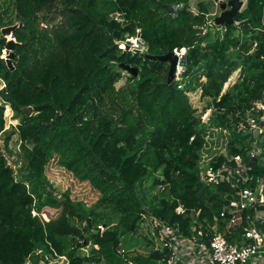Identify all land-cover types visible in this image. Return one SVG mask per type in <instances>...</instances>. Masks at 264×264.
<instances>
[{
  "label": "trees",
  "instance_id": "trees-1",
  "mask_svg": "<svg viewBox=\"0 0 264 264\" xmlns=\"http://www.w3.org/2000/svg\"><path fill=\"white\" fill-rule=\"evenodd\" d=\"M14 10L12 50L0 32V135L4 105L23 116L11 128L18 169L8 163L11 134L3 152L0 145V264H166L161 258L170 252L155 250L153 218L182 235L217 223L229 241L254 220L258 207L243 211L242 227L225 231L220 213L227 218L237 192L256 179L264 189V165L248 156L254 136L236 126L257 101L264 104V0H245L228 26L210 22L203 0H14ZM132 36L143 52L118 47ZM180 48L190 78L170 88L168 63L147 55ZM10 51L13 69L3 57ZM120 64L137 73L119 71ZM208 127L230 130L211 165L234 168L239 154L252 179L235 187L200 180ZM53 162L97 199L88 204L56 190L46 176ZM123 236L141 237L142 252L126 251Z\"/></svg>",
  "mask_w": 264,
  "mask_h": 264
},
{
  "label": "built area",
  "instance_id": "built-area-1",
  "mask_svg": "<svg viewBox=\"0 0 264 264\" xmlns=\"http://www.w3.org/2000/svg\"><path fill=\"white\" fill-rule=\"evenodd\" d=\"M180 7L181 5H174L172 9L177 10ZM210 22H213L212 19ZM126 42H129V49L131 50H141L138 48L139 45L143 47V51L145 49V46L136 36L129 39L127 37L126 41L120 43ZM173 52L177 56L173 80L174 83H178L177 87H181V78L186 71V48L174 49ZM254 113L257 114V118L253 116ZM202 118H205V114ZM236 126L242 132L249 129V133L254 136L252 149L248 152L250 159L264 160V104L257 101L254 108L247 111L246 117L237 121ZM258 142L261 145V151L257 148ZM213 150L217 149L214 148ZM225 151L226 147L214 151L213 154L201 150L198 161L200 180L207 183L218 180L227 181L231 182L232 187H235L236 181L239 179L243 181L252 179V176L247 175L250 165L244 163L243 157L239 154L232 156L236 163L234 168L225 163H222L218 168L211 165L214 157ZM262 186L263 181L258 178L254 187L240 189L237 192L238 199L234 202L235 208L229 210V216L226 218L227 213L224 210L220 213V217L225 218V231H230L242 227L245 209L260 208L254 220L242 227L240 233L235 236L237 238H233L231 241L225 237L224 232L217 229V223L214 225L195 224L190 227L189 235H182L177 228L163 225L153 218V224L157 228L154 236L155 249L160 248L162 251L168 249L170 252L168 256H163L161 261H166V264H264V189ZM176 211L181 212L182 207L178 206ZM31 214L34 216L37 213L35 210H31ZM97 229L103 231L104 225L99 223ZM184 245H188L192 250L187 256L181 255L178 249V246L183 247ZM118 252L124 257L127 253L121 246L118 248ZM27 263L28 261H26ZM41 264H45V262L42 261Z\"/></svg>",
  "mask_w": 264,
  "mask_h": 264
},
{
  "label": "rangeland",
  "instance_id": "rangeland-1",
  "mask_svg": "<svg viewBox=\"0 0 264 264\" xmlns=\"http://www.w3.org/2000/svg\"><path fill=\"white\" fill-rule=\"evenodd\" d=\"M197 1L199 0H192L191 3L192 5H194ZM205 1L208 6H209V17H211V19L217 17L218 15H220V9H219V3L221 2H226L227 0H203ZM243 1V6L245 4V1ZM243 6L241 7V9L243 8ZM0 32L1 29L4 27H8V26H12L16 24V19H15V10H14V0H0ZM6 26H2V24H8ZM7 40H11L12 36L7 35L5 36ZM131 37H128V39ZM125 41L127 40V38L124 39ZM129 43V42H128ZM131 45V44H130ZM124 47L123 43H119V48ZM133 46V45H132ZM138 48H141L140 52H143V47H140V45L138 46ZM129 50V49H128ZM7 54H4L3 57H6ZM116 69H118L119 71L126 73L128 75H130V71L123 68L120 65L116 66ZM239 76V70H236L228 79V81L224 84L223 87V91L229 87L230 85H232L234 82H236V80L238 79ZM189 76H182L181 78V82H187L189 81ZM3 84L0 81V88H2ZM192 101L194 102V104L198 105L199 107L201 105L204 104L203 101H201L198 97V94H194L192 96ZM5 106V111H4V117H5V126H4V132L0 135V145L2 148V152L4 151V138L8 135L11 134V128L13 126H15L18 121L19 118H22L23 115H16L12 112V110L10 109V107L8 105H4ZM208 119V116L205 117L203 119V122H207L206 120ZM230 130L227 128H223V127H208L207 131H206V143L204 145V147L202 148V150L208 154H213L214 151H217L218 149H221L223 147L227 146V143L229 141V134L227 132H229ZM258 140V139H257ZM17 141H16V136L14 134L10 135L9 141H8V148L9 150H11V156L12 158L8 159V163L13 167V169H18L19 163L18 165H13L12 160L16 159L17 156L15 154V151L17 150ZM217 149V150H213V149ZM257 148L258 150L261 151V145L258 142L257 143ZM201 154V151H200ZM46 176L49 179V181L52 183L53 187L60 191H64L66 189L70 190L71 196L77 199H83L84 201H86L88 204L93 203L96 199H97V194L94 193V191L85 183H81L75 179H73L67 172H65L63 169H61L60 167H58L54 162L50 163L49 166L46 169ZM151 179L146 180L143 185L145 186L148 182H150ZM111 211V207L108 209V212ZM122 247L128 251V252H137V253H141L142 252V243H141V237L138 236H123L122 239ZM82 250L84 252H88L90 250V246L89 245H85ZM26 264V262L24 263ZM27 264H31L29 261ZM41 264V263H40ZM248 264V263H247Z\"/></svg>",
  "mask_w": 264,
  "mask_h": 264
},
{
  "label": "water",
  "instance_id": "water-1",
  "mask_svg": "<svg viewBox=\"0 0 264 264\" xmlns=\"http://www.w3.org/2000/svg\"><path fill=\"white\" fill-rule=\"evenodd\" d=\"M242 6H243L242 0H227L226 2L219 3V9L221 12H220V15H218L217 17L212 19L213 23H215L217 25H224V26H228V25L233 24L235 14H236V12L241 10ZM15 28H16V25L4 27L1 29V34L3 36L10 35L11 32ZM138 38H139V36H138ZM14 44H15V42L13 39L8 40L7 45H6V49L12 50L14 47ZM124 49L125 50L129 49V46L126 45L125 43H124ZM133 51L140 53L141 50L140 49H137V50L134 49ZM147 57L152 59V60H157L160 62L168 63L166 82H167V84H169V87L172 88L173 84H174L173 76H174L175 64L177 62V56L174 54V52L171 51V52H168V53L163 54V55H147ZM12 58H13V53H12V51H10L9 54L6 56V62H7V65L9 66L10 69H13V66L11 64ZM120 66L129 70L130 73L133 75H135L137 73V68H135V67L126 66L123 64H120ZM31 111H32V108L30 106L22 109V113L24 115H29L31 113ZM104 264H108V263L104 262Z\"/></svg>",
  "mask_w": 264,
  "mask_h": 264
},
{
  "label": "crops",
  "instance_id": "crops-1",
  "mask_svg": "<svg viewBox=\"0 0 264 264\" xmlns=\"http://www.w3.org/2000/svg\"><path fill=\"white\" fill-rule=\"evenodd\" d=\"M209 113H210L209 111L207 113H205V117H207L209 115ZM263 158H264V156H263ZM262 162H263V165H264V160H262ZM234 238H237V237H234ZM178 249L180 250V253L183 256H187L192 251L191 248L188 245H184L183 247L178 246ZM155 250H158L160 252L162 251V249H160V248L155 249ZM186 262H188V261H186Z\"/></svg>",
  "mask_w": 264,
  "mask_h": 264
}]
</instances>
